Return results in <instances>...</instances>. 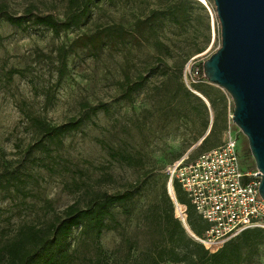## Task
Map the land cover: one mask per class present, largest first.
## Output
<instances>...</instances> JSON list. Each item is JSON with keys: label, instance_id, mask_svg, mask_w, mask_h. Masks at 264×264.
Segmentation results:
<instances>
[{"label": "rangeland", "instance_id": "1", "mask_svg": "<svg viewBox=\"0 0 264 264\" xmlns=\"http://www.w3.org/2000/svg\"><path fill=\"white\" fill-rule=\"evenodd\" d=\"M91 1L79 28L55 34L32 22L16 28L5 16L63 21L67 0H0V250L23 227L45 228L71 205L84 209L96 194L133 188L131 200L110 208L98 239L88 223L72 231L69 264H142L161 242L146 214L168 193L174 162L236 137L242 165L255 163L232 122L231 97L209 83L195 94L184 83L186 62L200 64L220 47L213 0ZM109 31L123 36L99 50L79 42ZM76 118L80 128L53 143L32 124ZM38 142L48 151H28ZM178 220L189 231L186 217ZM244 264H264V240Z\"/></svg>", "mask_w": 264, "mask_h": 264}, {"label": "trees", "instance_id": "2", "mask_svg": "<svg viewBox=\"0 0 264 264\" xmlns=\"http://www.w3.org/2000/svg\"><path fill=\"white\" fill-rule=\"evenodd\" d=\"M180 4L181 2L170 14L172 20L179 18L180 9L178 7ZM92 6L91 0H67L68 14L63 21H57L51 16L28 18L25 15H6L5 19L16 28H21L27 22H32L33 25L45 27L58 34L62 30L79 28L82 20L89 16ZM157 19L158 17H155L151 21L155 23ZM122 36L118 31H109L103 32V34L84 36L79 42L85 48L99 50L109 37L118 39ZM19 73L13 70L10 75ZM186 96L187 98L192 97L189 93H186ZM208 101L212 105V101ZM99 108H91L92 113ZM32 124L44 140L53 143L60 136L78 130L83 124V119H72L55 127L49 126L39 119L33 120ZM34 148L48 151L42 142L28 147V151H32ZM121 159L126 161L124 156H121ZM129 161L130 159L127 160V163ZM173 192L177 202L185 208L186 224L189 231L195 237H201L207 228L206 223L196 214L186 195L177 184H173ZM134 193L135 191L131 188L117 195L96 194L88 207L80 209L71 205L62 212L61 217L47 224L45 228L23 227L11 242L0 250L1 263L69 264L72 255L67 240L72 231L84 223H88L91 231L98 239L106 229V219L111 218L110 208L128 202ZM147 213V220L158 232L161 242L153 245L152 254H149L142 264H244L248 256L264 240V230L246 229L225 242L216 251L209 252L191 236H188L174 215V205L165 188L159 194L158 201L148 208Z\"/></svg>", "mask_w": 264, "mask_h": 264}, {"label": "built area", "instance_id": "3", "mask_svg": "<svg viewBox=\"0 0 264 264\" xmlns=\"http://www.w3.org/2000/svg\"><path fill=\"white\" fill-rule=\"evenodd\" d=\"M196 57L186 63L183 77L187 89L208 83ZM236 137L214 147L193 160L183 158L168 168L169 187L177 184L196 214L206 223L201 237L193 239L209 252L246 229L264 230V200L259 195L261 173L256 166L245 168L239 157ZM256 175V176H255ZM178 218L184 222L185 208L173 200Z\"/></svg>", "mask_w": 264, "mask_h": 264}, {"label": "water", "instance_id": "4", "mask_svg": "<svg viewBox=\"0 0 264 264\" xmlns=\"http://www.w3.org/2000/svg\"><path fill=\"white\" fill-rule=\"evenodd\" d=\"M213 3L221 44L203 62L202 71L209 84L231 97L232 122L248 141L250 154L261 173L256 175L261 176L258 190L264 200V0ZM168 195L173 202L175 195L170 187Z\"/></svg>", "mask_w": 264, "mask_h": 264}, {"label": "bare ground", "instance_id": "5", "mask_svg": "<svg viewBox=\"0 0 264 264\" xmlns=\"http://www.w3.org/2000/svg\"><path fill=\"white\" fill-rule=\"evenodd\" d=\"M199 2L205 3V0H198Z\"/></svg>", "mask_w": 264, "mask_h": 264}]
</instances>
